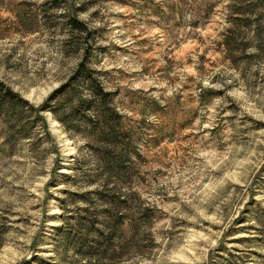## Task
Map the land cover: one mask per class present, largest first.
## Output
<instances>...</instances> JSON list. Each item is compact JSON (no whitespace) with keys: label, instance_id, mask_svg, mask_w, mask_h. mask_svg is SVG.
Masks as SVG:
<instances>
[{"label":"rangeland","instance_id":"rangeland-1","mask_svg":"<svg viewBox=\"0 0 264 264\" xmlns=\"http://www.w3.org/2000/svg\"><path fill=\"white\" fill-rule=\"evenodd\" d=\"M81 63L137 177L114 264H264V0H0V81L28 103L0 117V264H84L108 176Z\"/></svg>","mask_w":264,"mask_h":264},{"label":"trees","instance_id":"trees-1","mask_svg":"<svg viewBox=\"0 0 264 264\" xmlns=\"http://www.w3.org/2000/svg\"><path fill=\"white\" fill-rule=\"evenodd\" d=\"M71 21L73 28H78L81 24L75 19ZM72 80L78 83H88L92 98L82 99L81 108L86 107V111L89 110L91 113L90 120L97 127L94 132L95 136L106 147L107 151L102 152L101 163L104 174L108 176L104 181L105 187H99L94 191L97 200L104 205L103 214L94 215L89 207L85 209V215L75 224L78 234L75 237L74 246L83 255L84 264H114L132 249H137L133 246V242L142 234L141 222L130 215L132 202L128 198L137 193L134 189L137 177L131 165L126 163L132 161L130 157L127 161L116 158V148L119 147L117 129L122 128V125L120 113L115 107L110 106L111 94L105 91L98 78L92 76V70L85 63L79 65ZM65 90L67 94L68 91L69 93L77 92L67 85ZM21 101L27 103L0 81V117L6 124L9 123L10 127L16 121L14 115L15 111L20 108ZM31 108L34 109V107ZM23 112L25 111H22V114ZM45 125L44 127L48 130L46 123ZM113 173L118 174V179ZM113 179L115 181L111 182ZM118 180L126 185L129 189L127 192L122 191L121 184L117 185ZM121 210H126L127 214L122 213Z\"/></svg>","mask_w":264,"mask_h":264}]
</instances>
